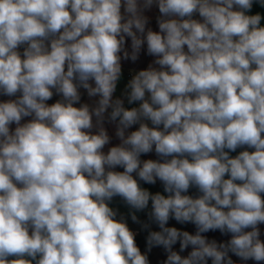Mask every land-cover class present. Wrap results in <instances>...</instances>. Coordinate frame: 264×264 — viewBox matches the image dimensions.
<instances>
[{
	"label": "clouds",
	"instance_id": "clouds-1",
	"mask_svg": "<svg viewBox=\"0 0 264 264\" xmlns=\"http://www.w3.org/2000/svg\"><path fill=\"white\" fill-rule=\"evenodd\" d=\"M0 264H264V0H0Z\"/></svg>",
	"mask_w": 264,
	"mask_h": 264
},
{
	"label": "crops",
	"instance_id": "crops-1",
	"mask_svg": "<svg viewBox=\"0 0 264 264\" xmlns=\"http://www.w3.org/2000/svg\"><path fill=\"white\" fill-rule=\"evenodd\" d=\"M144 65L143 64H141V67H143ZM143 158H145V159H147V158H152V159H155L156 157H155V155L154 154H149V156H146V157H143ZM162 191V187H161V185L159 184V182L157 183V185L156 186H153L152 187V191Z\"/></svg>",
	"mask_w": 264,
	"mask_h": 264
}]
</instances>
